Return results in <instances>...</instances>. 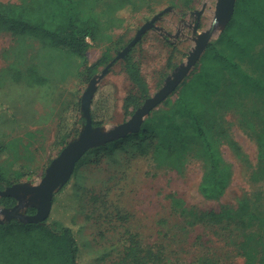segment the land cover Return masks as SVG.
<instances>
[{"label": "rangeland", "instance_id": "374dc122", "mask_svg": "<svg viewBox=\"0 0 264 264\" xmlns=\"http://www.w3.org/2000/svg\"><path fill=\"white\" fill-rule=\"evenodd\" d=\"M73 1L74 10L82 18L92 12L106 21V3L114 0ZM216 5L217 0H128L125 8L117 12L118 21L104 22L105 28L97 34V39H88L87 61L92 64L105 52H109L113 61L143 25L170 8L156 21L158 28L147 31L129 51L131 60L140 68L150 97L187 60L198 34L211 27ZM197 23L198 31L194 33ZM228 25H249V22L235 11L226 26H219L210 44L219 41ZM201 59L168 99H177L184 82L199 71ZM112 61L102 64L94 77L101 75ZM83 62L69 51L52 47L48 39L9 32L0 34V175L6 181L38 184L62 150L56 144L61 115L68 110L72 121L90 82L81 75ZM31 65L39 68L37 74L42 84L28 80L27 68ZM260 73H264V66ZM129 95L142 97L123 58L115 61L98 83L91 105L94 120L104 123L105 129L127 121L148 98L127 112L125 101ZM167 100L145 121L162 110ZM238 108L237 105L229 112H220L245 155H238L228 144L222 145L225 159L232 164L233 177L220 199L209 200L200 191L204 170L199 161L183 160L178 170L158 166L151 156L130 158L121 152L117 157H102L89 153L90 150L70 181L56 193L48 223L59 220L79 226L77 234L87 264H129L124 256L131 235L144 248L151 247L154 253L162 251L165 264H245L229 237H220L216 230L203 224L192 225L195 213L229 206L240 211V218L250 220L251 233L264 236L261 222L264 177L256 176L259 144L242 118V108ZM79 117L75 122L78 119L76 129L80 132L84 124ZM119 139L123 138L106 145ZM3 219L0 215V221ZM16 234L18 231L11 233L14 246ZM38 236L43 237L34 230L24 233L31 241ZM16 263L14 260L13 264Z\"/></svg>", "mask_w": 264, "mask_h": 264}, {"label": "trees", "instance_id": "16d2710c", "mask_svg": "<svg viewBox=\"0 0 264 264\" xmlns=\"http://www.w3.org/2000/svg\"><path fill=\"white\" fill-rule=\"evenodd\" d=\"M127 1L106 3L104 12L108 18L102 21L92 12H88L85 18L79 16L73 0H20L18 3L0 0V34L9 32L15 36L34 35L42 40L48 39L52 47L83 59L81 75L85 81H90L98 68L113 58L105 52L98 61L89 64L88 39H97V34L105 28L104 22L118 21L117 12L125 8ZM235 11L237 16L246 18L249 25L227 26L219 41L209 45L199 71L184 82L175 101L168 99L162 110L144 121L138 133L89 153L102 157H117L121 152L130 158L151 156L158 166L178 170L183 160L199 161L204 170L200 191L205 198L218 200L227 191L233 177L232 164L225 159L222 145L228 144L238 155L245 156L232 136L229 123L220 114L236 109L238 105L237 110L242 108V118L259 144L256 176L264 177V73H260L264 66V19L261 16L264 15V0H237ZM124 60L127 72L142 96L129 95L126 98L125 108L129 112L131 107H138L149 96V90L139 66L130 55ZM37 70V65L27 68V77L32 84H42ZM16 75L20 73L17 71ZM76 117L85 123L81 106L75 108L72 121L68 110L61 115L56 134V144L61 149L79 132ZM103 124L94 120L95 126ZM82 160L76 169L82 165ZM12 184L0 175V189ZM16 203L14 197H0L1 207L12 208ZM35 212L33 207L27 209L29 214ZM239 212L229 206L218 211L197 212L192 225L203 224L216 230L220 237H229L245 264H264V236L251 233L250 220L240 218ZM48 222V219L39 224L18 220L0 222V264H13L14 260L16 264H87L77 234L79 226L59 220ZM261 222L264 224L263 219ZM31 230L43 237L38 236L32 241L25 238L24 233ZM16 231L19 234L13 241L14 246L11 233ZM130 238L124 256L129 264H165L162 251L154 253L151 247L144 248L135 240V235Z\"/></svg>", "mask_w": 264, "mask_h": 264}, {"label": "water", "instance_id": "95a60500", "mask_svg": "<svg viewBox=\"0 0 264 264\" xmlns=\"http://www.w3.org/2000/svg\"><path fill=\"white\" fill-rule=\"evenodd\" d=\"M236 2L237 0H217L213 23L208 30L198 34L195 39V47L190 52L187 60L178 65L167 76L164 85L154 95L148 97L127 121L110 129H105L103 126H95L91 105L98 83L109 72L115 61L125 58L129 54L130 49L143 38L147 31L154 27L158 28L154 25L155 22L170 8L160 12L143 25L134 39L105 67L101 75L95 76L90 80L81 102V110L85 119L83 128L80 130L79 135L69 141L58 156L51 161L42 180L36 185L24 182L15 183L0 189V197L11 196L17 200L16 205L12 208L0 207V215L4 216V219L0 222H11L13 220L34 224L45 222L51 214L56 193L70 181L77 163L93 148L106 145L113 140L124 138L141 130L146 117L175 93L181 83L188 77L207 50L219 26H226L229 23L235 13ZM201 14L202 11L198 12V15ZM198 26L199 23L195 25L194 33H197ZM29 207L35 208L36 212L34 214L27 213Z\"/></svg>", "mask_w": 264, "mask_h": 264}, {"label": "flooded vegetation", "instance_id": "af4514ba", "mask_svg": "<svg viewBox=\"0 0 264 264\" xmlns=\"http://www.w3.org/2000/svg\"><path fill=\"white\" fill-rule=\"evenodd\" d=\"M160 18H161V17H160ZM199 20H200V15H198V17H196V22H198ZM154 25H156V22H155ZM153 29H157V28L154 27ZM151 30H152V29H151ZM145 34H146V33H145ZM145 34H144V35H145Z\"/></svg>", "mask_w": 264, "mask_h": 264}]
</instances>
